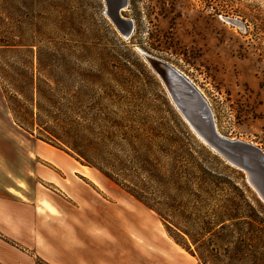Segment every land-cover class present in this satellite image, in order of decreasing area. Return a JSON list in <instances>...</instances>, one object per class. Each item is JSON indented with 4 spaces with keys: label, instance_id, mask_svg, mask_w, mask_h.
Here are the masks:
<instances>
[{
    "label": "rangeland",
    "instance_id": "obj_1",
    "mask_svg": "<svg viewBox=\"0 0 264 264\" xmlns=\"http://www.w3.org/2000/svg\"><path fill=\"white\" fill-rule=\"evenodd\" d=\"M107 6V0H0L4 43L24 31L44 32L38 40L46 69L38 70L37 47L34 63L48 91L34 115L23 112L26 97L17 95L27 131L13 123L0 82V124L17 156L6 160L0 146V190L9 188L14 199L0 205V264H52L61 249L77 246L94 249L108 264H152L149 252L157 250L174 264H202L182 228L196 232L203 211L220 210L225 199L238 198L236 186L252 202L261 229L253 249L257 255L264 252V202L244 171L196 135L144 56L171 63L195 83L221 134L264 149V0H128L121 13L133 21L129 36ZM27 57V52L0 47L2 63ZM9 122L17 129L14 134L6 129ZM52 124L64 141L88 150L98 166L61 141L49 142L43 126ZM37 142L75 158L80 169L88 166L103 185L79 172L64 174L37 154ZM163 144L171 157L160 151ZM143 157L151 161L148 165L162 163L164 171L173 160L180 176L195 157L216 172L221 186L211 192L205 210L196 203L184 206L173 189L181 207L171 209L172 196L159 192L155 173L142 171ZM107 217H113L112 225ZM242 226L246 232L248 223ZM82 237L91 239L83 242Z\"/></svg>",
    "mask_w": 264,
    "mask_h": 264
},
{
    "label": "trees",
    "instance_id": "obj_2",
    "mask_svg": "<svg viewBox=\"0 0 264 264\" xmlns=\"http://www.w3.org/2000/svg\"><path fill=\"white\" fill-rule=\"evenodd\" d=\"M42 35H44V32L40 30H35L29 34L28 31H24L22 37H19L18 40H11L12 42L8 43L0 40V47L7 49V51L16 53L24 51L28 53L27 58H22V60L17 62H0V82L2 83L1 86L7 105L13 114L15 122L27 131L29 129L25 127V122L22 120L20 114L22 106L17 95L26 97L23 112L34 115L36 113L35 107L38 108V111L41 110L39 99L42 96L45 97L48 91L44 89L42 86L43 80L35 72L34 48L37 47L38 70H45L46 65L41 56L43 48L39 42L40 40H38V37H42ZM54 123L58 125L55 120ZM55 125L43 126V129L48 133L47 140L49 142L54 140L61 141L82 156L88 163L98 166L88 154V150L86 152L81 144L64 141L55 130ZM159 136L164 135L161 134ZM39 138L44 139L43 137ZM160 151L171 157L168 148L164 144L160 146ZM143 161L144 164L141 165L142 171L155 173H153V176L154 180L157 181L156 185L162 188L159 192L170 198L173 195V189H175L178 192L177 196L183 200L184 206L196 203L197 209L205 210L210 200H212L211 192L221 186L220 182L218 183L214 178L217 177L216 172L206 168L195 157L193 162H188L184 165L185 169L182 176L177 175L173 160L165 171L162 170L163 164L160 162L148 165L151 161L147 157H143ZM149 166H152V169ZM100 169L102 170L103 168L100 167ZM105 174L110 176L107 171ZM191 182H195L199 186L198 191L192 190ZM236 189L239 192L238 198L230 197L225 199L220 210L203 211L205 214L200 215L202 226H199L196 232L182 228L196 245L202 264H264V252H260L257 255L253 249V247H256L255 241L260 239L259 232L261 233L259 226H256L258 220L253 213L254 206L242 188L236 186ZM178 201L175 196H172L171 201L167 202L168 207L173 209L177 205L180 206ZM146 204L163 215L158 207L148 202ZM246 210L252 211L253 214H247ZM240 218H245L246 221L241 222ZM242 223H248L249 225L246 232L243 230ZM237 233H240L238 237L236 236ZM221 249L225 251V254L220 252Z\"/></svg>",
    "mask_w": 264,
    "mask_h": 264
},
{
    "label": "water",
    "instance_id": "obj_3",
    "mask_svg": "<svg viewBox=\"0 0 264 264\" xmlns=\"http://www.w3.org/2000/svg\"><path fill=\"white\" fill-rule=\"evenodd\" d=\"M108 12L126 36L133 31V21L122 15L128 0H107ZM165 84L169 96L201 141L230 165L244 171L250 186L264 202V149L256 143L221 134L213 110L187 75L171 63L144 53Z\"/></svg>",
    "mask_w": 264,
    "mask_h": 264
},
{
    "label": "crops",
    "instance_id": "obj_4",
    "mask_svg": "<svg viewBox=\"0 0 264 264\" xmlns=\"http://www.w3.org/2000/svg\"><path fill=\"white\" fill-rule=\"evenodd\" d=\"M13 123H15V120L13 121ZM13 123H10V122L7 123L6 129H7V131L9 130V131H11V132L13 131L15 133L17 129L13 126ZM15 124H17V123H15ZM2 131H3L2 125L0 124V146L4 147V153H5L6 160L16 159L17 156L15 154H13L10 150L12 148L13 142H12V140H10V138L5 139V136L3 135ZM25 145L28 147L27 144H25ZM32 148H33V144L31 145V149ZM50 149L51 148H49L45 144H42V142H37V144H36L37 154L43 156L47 160L52 161L55 164H57L58 166H60V168H61L62 172H64V174H68V173L71 174L72 172L75 174L77 172V169L79 166H78L77 160L75 158L68 157L65 154L57 153V152L55 155H52L49 152ZM8 150H10V152H8ZM28 150H29V147H28ZM59 161H60V164H59ZM69 188H70L69 192L71 193V191L73 189L71 188V186ZM11 196L12 195H11L9 188H6L5 191L0 190V205H5L4 203H7L9 205V203L12 200H14L13 197H11ZM16 200L19 201L20 199L16 198ZM22 204L27 205V203L24 201H22ZM2 207H4V206H2ZM88 219H90V221H91V217H88ZM113 221H114L113 217H107L106 224L112 225L114 223ZM139 223H140V221H138V224ZM90 239L91 238H89V237H86V238L84 237L82 239V241L87 242V240L89 241ZM80 240H81V238H80ZM157 251L149 252L150 258H153V260L151 261L152 264H174V261H175L174 259L167 258L169 256H166L165 254L163 256L160 252H157ZM144 253H148V252L145 251ZM149 256L147 254H145L142 257L147 258ZM97 257H98V255H96L94 253V249L77 246L76 248H72V249H67V248L61 249L59 251L58 258L54 261H51V262H52V264H108V258L103 259V260L102 259L98 260ZM137 257H140V255H137ZM162 257H166L165 258L166 261L164 263H162ZM155 258H157L158 260H154Z\"/></svg>",
    "mask_w": 264,
    "mask_h": 264
},
{
    "label": "bare ground",
    "instance_id": "obj_5",
    "mask_svg": "<svg viewBox=\"0 0 264 264\" xmlns=\"http://www.w3.org/2000/svg\"><path fill=\"white\" fill-rule=\"evenodd\" d=\"M44 150V149H43ZM45 151V150H44ZM49 152L52 154V155H55L56 152L52 149L49 150ZM47 155V154H46ZM52 160V159H51ZM66 167V166H65ZM77 172L89 177L90 179H92L95 183H97L98 185H103V181L101 180V178L99 177V175L97 173H95L94 171H92L88 166H83L81 169L78 168L77 169ZM92 181V182H93ZM96 184V185H97ZM77 188L74 186V192H76ZM44 203L46 204V206L55 211L56 208L53 204H51L50 202H47V201H44ZM192 260V259H191Z\"/></svg>",
    "mask_w": 264,
    "mask_h": 264
}]
</instances>
